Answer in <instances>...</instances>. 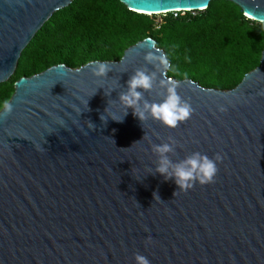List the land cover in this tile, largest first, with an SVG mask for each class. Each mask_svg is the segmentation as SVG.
<instances>
[{
	"label": "water",
	"instance_id": "95a60500",
	"mask_svg": "<svg viewBox=\"0 0 264 264\" xmlns=\"http://www.w3.org/2000/svg\"><path fill=\"white\" fill-rule=\"evenodd\" d=\"M120 1L157 16L204 11L214 0ZM224 1L264 23V0ZM73 2L0 0V85ZM148 53L167 59L146 38L119 61L61 64L16 81L11 111L0 110V264H135L137 253L150 264H264V51L231 90L170 78L168 59L154 67ZM97 63L110 68L106 77L93 76ZM144 67L176 84L190 117L176 128L151 118L141 126L128 109L122 122H101L107 105L109 115L123 116L118 96ZM156 91L145 98L158 100ZM169 137L177 142L168 154L174 162L194 151L221 155L213 182L181 191L154 172L151 145Z\"/></svg>",
	"mask_w": 264,
	"mask_h": 264
},
{
	"label": "trees",
	"instance_id": "16d2710c",
	"mask_svg": "<svg viewBox=\"0 0 264 264\" xmlns=\"http://www.w3.org/2000/svg\"><path fill=\"white\" fill-rule=\"evenodd\" d=\"M146 38L164 50L171 64L168 77L231 90L261 64L264 23L248 19L239 6L224 0L212 1L194 18L168 13L161 23L156 15L130 11L120 0H74L37 33L15 76L0 85V103L11 99L22 77L61 64L76 69L119 61Z\"/></svg>",
	"mask_w": 264,
	"mask_h": 264
},
{
	"label": "clouds",
	"instance_id": "9594fccd",
	"mask_svg": "<svg viewBox=\"0 0 264 264\" xmlns=\"http://www.w3.org/2000/svg\"><path fill=\"white\" fill-rule=\"evenodd\" d=\"M144 59L146 63L152 64L154 67L167 65V59L162 55L157 56L148 53ZM91 71L93 76L104 78L110 72V68L106 63H97ZM125 84L126 91H122L118 96L119 102L125 109L123 116L120 119H115L109 115L107 105L104 112L99 116L101 122H106L108 118L122 122L123 117L128 113V109H131L132 115L140 121L141 126L143 121L151 118L165 127L176 128L180 123L186 121L193 111L190 103L178 94L175 83L158 79L157 72L146 67L137 68L125 81ZM154 87L157 89L156 95L159 99L149 101L145 98L144 93L152 91ZM94 94L95 92L92 95ZM104 94L107 96L110 93ZM83 104L88 111V99L84 100ZM0 109L4 113H8L11 111L12 105L8 100H4L0 103ZM88 126L89 128L95 127L91 121H88ZM176 147L177 142L172 137H169L166 142L151 145V150L157 157L155 173L160 174L165 181L171 179L177 189L181 191H188L195 184L205 185L213 182L217 172V164L222 159L220 154L209 157L204 153L194 151L182 160L174 162L168 154H174ZM176 193L177 191H174L173 196ZM154 196L160 200L157 193L154 192ZM150 239V237L147 238V240ZM134 260L135 264H150V261L139 253L134 255Z\"/></svg>",
	"mask_w": 264,
	"mask_h": 264
},
{
	"label": "built area",
	"instance_id": "2783aa9c",
	"mask_svg": "<svg viewBox=\"0 0 264 264\" xmlns=\"http://www.w3.org/2000/svg\"><path fill=\"white\" fill-rule=\"evenodd\" d=\"M201 12L200 10H177L174 12H171V14L173 15L174 18H179V17H189V18H194L198 15V13ZM162 15H166V14H162ZM161 21H157V23H161Z\"/></svg>",
	"mask_w": 264,
	"mask_h": 264
},
{
	"label": "rangeland",
	"instance_id": "374dc122",
	"mask_svg": "<svg viewBox=\"0 0 264 264\" xmlns=\"http://www.w3.org/2000/svg\"><path fill=\"white\" fill-rule=\"evenodd\" d=\"M165 15H157L156 20L161 21L164 18Z\"/></svg>",
	"mask_w": 264,
	"mask_h": 264
}]
</instances>
